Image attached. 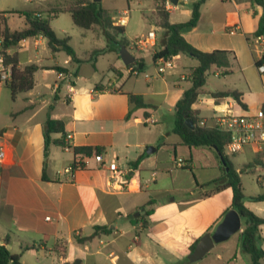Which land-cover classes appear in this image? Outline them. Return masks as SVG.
<instances>
[{
    "label": "crops",
    "instance_id": "crops-1",
    "mask_svg": "<svg viewBox=\"0 0 264 264\" xmlns=\"http://www.w3.org/2000/svg\"><path fill=\"white\" fill-rule=\"evenodd\" d=\"M100 2L115 21L120 9L111 7L112 0ZM196 2L170 11L171 23H187ZM52 4L49 1L45 8L50 9ZM159 5V0H153L151 11ZM128 10L123 9V14H129ZM17 11L25 12L12 9L0 14V33L5 27L12 32L26 28L24 15ZM174 11L180 13L178 21L171 20ZM199 11L196 26L182 33L186 41L203 52L232 53L228 69L212 66L192 105L199 126L201 122L213 126L214 117L228 110L257 115L264 107V83L256 67L263 53L254 34L263 8L252 0H205ZM28 12L38 13L43 19L49 15L43 16L38 9ZM14 15L24 17L22 27H18L20 20ZM126 20L125 32L128 15ZM152 26L149 32L156 33L158 51L165 33ZM94 27L87 31L99 38L104 32L99 28L97 36L93 34ZM98 46L92 51L84 50V57L72 46L80 63L62 56L64 52H52L41 36L24 39L7 51L17 55L20 68L34 64L38 69L34 88L15 100L5 84L0 85V97L7 91L4 98L10 101L0 108V140L6 149L0 181V244L20 256L24 264H65L75 260L82 264H181L191 246L222 222L231 210L233 198L231 188L207 196V188L201 187L223 174L215 149L190 148L173 132L176 104L191 87L192 70L199 62L187 55H176L174 68L158 75L151 50L132 52L128 48L136 64L126 66L116 43L105 38ZM97 50L105 52L93 60ZM140 64L142 69L134 74L132 70H138ZM57 68L67 69L71 78L59 79ZM228 91L240 93L246 107L232 96L213 95ZM129 94L141 96L147 107H134ZM146 118H154L155 124L146 125ZM48 119L63 123L64 133H52L50 138L63 140L67 147L53 143L46 156ZM73 147L101 149L105 158L117 161L121 172L100 169L93 159L88 168L66 172L87 156L75 155ZM263 155L264 146L261 150L249 146L229 156L240 179L242 172H263L257 177L262 192L244 193L246 196L264 194V169L254 165ZM140 157L134 168L133 163ZM177 159L189 166L179 169L195 172L196 191L176 185L178 176L172 175L173 167L167 160L174 164ZM175 193H180L179 197L173 196ZM150 200L154 203L147 210L152 212L146 214L144 206ZM245 206L264 219V201H246ZM96 226H107L111 233L86 240ZM243 226L242 220V230ZM259 232L264 250V225ZM240 245L239 240L238 247L215 246L204 257L205 264H252Z\"/></svg>",
    "mask_w": 264,
    "mask_h": 264
},
{
    "label": "trees",
    "instance_id": "trees-1",
    "mask_svg": "<svg viewBox=\"0 0 264 264\" xmlns=\"http://www.w3.org/2000/svg\"><path fill=\"white\" fill-rule=\"evenodd\" d=\"M160 5L156 9L157 21L155 26L160 27L165 33V40L162 48L156 51L154 59L171 58L176 55H187L198 60L199 65L192 70L191 87L186 90L182 98L177 102L175 109V121L173 132L180 136L184 145L188 147H213L221 159V167L223 174L219 178L202 185L207 188V196L219 193L227 188H231L233 192L231 209L237 211L243 220V231L239 234L242 250L249 254L252 264H262L264 259V250L261 247L262 238L260 236L259 227L264 225V219L258 217L246 206V201L259 202L264 201V194L258 196H246L242 190L240 174L235 170L230 162L229 155L226 153V145L229 142V134L215 128L199 126L196 112L192 109V105L196 102L201 88L206 84L207 76L212 68L228 69L231 66L232 53L229 51L215 50L212 52H203L191 44H189L182 35V30L187 27H195L200 18V6L205 0H199L193 6L191 19L187 23H171L170 14L165 9V0H159ZM263 8V15L259 20L258 29L254 37L264 38V0H252ZM23 14L27 23L26 28L19 31H10L9 28L0 33L2 44L0 45V53L3 55L4 64L11 65V79L5 83V87L9 89L12 100H15L18 95L31 91L35 86V73L38 67L34 64L19 67V60L16 54H9L7 51L11 47L16 46L20 41L41 36L47 41V45L52 52H64L74 62H82L76 56L74 48L70 44V37H59L51 28L50 22L59 13H70L73 23L82 28L89 30L93 26H100L104 31V35L109 42L116 43L119 47L125 46L129 48V41L124 38L125 27L118 26L112 20L110 12L102 7L101 2L94 0H72L63 8H57L51 11L46 18H37L32 12H15ZM105 52L97 50L94 56ZM93 56V57H94ZM95 57L92 58L95 60ZM264 63V54L261 59L256 61V66ZM136 62L134 63V65ZM138 64V63H137ZM142 66L140 64L139 69ZM58 72L68 74L69 71L64 68H57ZM215 97L232 96L242 107H246L240 100L241 94L235 91L219 92L213 94ZM129 101L134 107L146 108L143 98L139 95L129 94ZM264 111V107H263ZM186 120H191L195 128L191 129L187 126ZM48 130L46 132L45 154L47 156L51 144H57L62 147H67L63 140H52V133H64V125L61 121L47 120ZM75 155L90 156L93 152L102 153L101 149H92L89 147H73ZM141 161V157L133 163L136 168ZM254 165H260L264 169V155L261 160H258ZM251 166H247L249 169ZM184 168H189L188 165ZM210 188V189H208ZM154 201L150 200L144 209L146 214H150L152 210H147L151 207ZM139 220V219H137ZM147 224V222H145ZM111 233L107 226H96L93 234L86 240L93 239L102 234ZM83 241V240H82ZM199 239L191 246L190 253L194 251ZM81 242V240H79ZM59 252V251H58ZM60 253V252H59ZM186 258L181 264H186ZM0 264H24L20 260V256L12 254L4 244H0ZM65 264H82L81 260H75L72 263Z\"/></svg>",
    "mask_w": 264,
    "mask_h": 264
},
{
    "label": "rangeland",
    "instance_id": "rangeland-1",
    "mask_svg": "<svg viewBox=\"0 0 264 264\" xmlns=\"http://www.w3.org/2000/svg\"><path fill=\"white\" fill-rule=\"evenodd\" d=\"M41 0H0V14L8 12L12 9H19L22 11H31L38 9V12L42 13L43 16H47L51 13V10L57 9V8H63L65 7L69 2H72V0H43V2H40ZM52 1V5L49 8H45V5ZM111 1V0H110ZM109 3V2H108ZM107 5V3H106ZM153 6V0H112V8L120 9V13L117 16H120L123 14V9H129V21L126 26V32L124 34V38L127 40H132L136 37L145 36L149 32V30L155 26V23L157 21L156 17V9L158 6L155 7V10L151 11V8ZM16 18L20 20V24L18 27H22L25 23L24 17L21 15H14ZM146 16V18L144 17ZM180 19V13L179 11H174L171 14V20L172 21H178ZM115 22V21H114ZM53 29L57 34L60 36H68L71 38L72 46L75 48L77 54L80 57H84L82 54L84 50L90 49L91 51L96 47L98 48V43L101 40H105V35L102 33V35L99 38H94L90 31H87L86 29H82L78 26H76L73 21L70 13H61L59 16L52 21ZM100 26L96 25L93 29V34L99 36ZM102 29V28H101ZM103 30V29H102ZM104 31V30H103ZM93 47V48H92ZM135 52V51H134ZM62 56H67L65 53H62ZM95 57V56H94ZM93 57V58H94ZM61 64L63 62L61 61ZM101 66L105 68L104 64L102 63ZM107 73V72H105ZM210 78H213V75L211 74L209 76ZM7 91H4L2 98L0 97V108H3L4 105L9 104V99L6 101L4 96H6ZM1 117V114H0ZM156 118L160 120V116L156 115ZM249 161L248 159L245 160ZM167 163L173 167V171H171L172 175H177L176 184L179 187H193L194 191L195 189V172L193 174L190 171H182L179 169V167H176L175 163L171 164L169 160H167ZM176 171V173H175ZM188 172V173H185ZM263 172H242L241 174V181H242V189L245 194L247 195H257L262 192L261 187L257 184V177L262 175ZM170 177V175H168ZM195 178V180H194ZM187 183V184H186ZM210 189V188H208ZM180 193H175L173 196L176 198L179 197ZM239 234H234L229 240L216 244L215 246H234L238 247L237 243H239ZM241 246V245H240ZM206 261H204V258L191 264H205ZM262 263L264 264V260H262ZM190 264V263H189ZM246 264V262L244 263ZM249 264V262L247 263Z\"/></svg>",
    "mask_w": 264,
    "mask_h": 264
},
{
    "label": "built area",
    "instance_id": "built-area-1",
    "mask_svg": "<svg viewBox=\"0 0 264 264\" xmlns=\"http://www.w3.org/2000/svg\"><path fill=\"white\" fill-rule=\"evenodd\" d=\"M199 0H177V3H174L172 0H165V9L170 12L173 9H176L179 5L190 4L191 2H196ZM128 12H124V14L117 16L114 18L115 22L118 26H124L127 22ZM35 17L41 18L42 16L38 13L34 14ZM255 42L257 44H261V52L264 54V38L256 37ZM2 44V40H0V45ZM129 49L132 52H137L141 50H151L153 52V57L156 54V33L155 31H150L145 36L136 37L129 42ZM262 54V55H263ZM174 56L168 59L165 58H157L154 59L156 70L158 75H164L169 70L174 68L173 63ZM11 65L4 64L3 55L0 53V85L5 84L11 79ZM258 72L263 79L264 83V63L256 66ZM134 74H138L139 70L136 68L132 70ZM68 78L66 74L61 72L58 73V78ZM182 79H186L182 77ZM72 91V89H70ZM156 120L154 118H146V125L155 124ZM201 127L215 128L222 132L229 134L230 139L226 145V153L229 156H233L241 153L245 148L251 146L255 147L257 150H261L264 146V111L263 109L258 112L255 116H250L247 114H237L233 110H228L226 112L221 113L214 117V125L207 126L205 122H201ZM70 139L71 136H68ZM93 161L97 164V167L100 169H106L111 172H121V169L116 160H109L105 158L103 153L94 152L91 157L86 156L84 160L76 161L74 164L65 169L66 172L72 173L75 170L88 168L91 166L90 161ZM6 161V149L2 141L0 140V181H1V172L2 167ZM175 164L177 167L185 166V163L182 159L175 160Z\"/></svg>",
    "mask_w": 264,
    "mask_h": 264
},
{
    "label": "water",
    "instance_id": "water-1",
    "mask_svg": "<svg viewBox=\"0 0 264 264\" xmlns=\"http://www.w3.org/2000/svg\"><path fill=\"white\" fill-rule=\"evenodd\" d=\"M172 1L174 3L177 2V0ZM94 2H100V0H94ZM190 29L191 28H184L182 33H185ZM119 54L126 66H132L136 61L134 55L125 46L120 47ZM186 124L191 129L195 128V125L191 120H186ZM137 215H139V213H137ZM242 231V217L234 209L229 210L214 232L206 233L199 239L194 251L187 257L188 262L195 263L203 259L216 244L223 243L229 240L234 234Z\"/></svg>",
    "mask_w": 264,
    "mask_h": 264
}]
</instances>
